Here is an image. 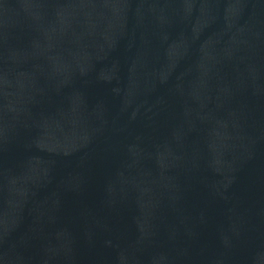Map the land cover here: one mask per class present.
Here are the masks:
<instances>
[{
  "label": "water",
  "instance_id": "95a60500",
  "mask_svg": "<svg viewBox=\"0 0 264 264\" xmlns=\"http://www.w3.org/2000/svg\"><path fill=\"white\" fill-rule=\"evenodd\" d=\"M0 264H264V0H0Z\"/></svg>",
  "mask_w": 264,
  "mask_h": 264
}]
</instances>
